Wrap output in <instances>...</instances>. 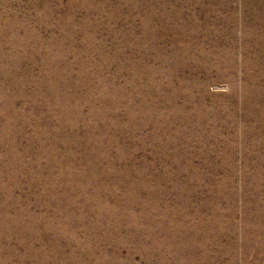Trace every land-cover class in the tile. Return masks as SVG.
I'll return each instance as SVG.
<instances>
[{"label": "rangeland", "instance_id": "rangeland-1", "mask_svg": "<svg viewBox=\"0 0 264 264\" xmlns=\"http://www.w3.org/2000/svg\"><path fill=\"white\" fill-rule=\"evenodd\" d=\"M0 264H264V0H0Z\"/></svg>", "mask_w": 264, "mask_h": 264}]
</instances>
